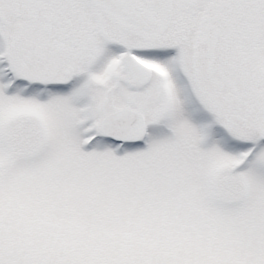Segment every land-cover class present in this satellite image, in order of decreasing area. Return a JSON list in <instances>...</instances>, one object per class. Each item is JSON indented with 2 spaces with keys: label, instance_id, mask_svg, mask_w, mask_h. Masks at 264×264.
<instances>
[{
  "label": "snow or ice",
  "instance_id": "1",
  "mask_svg": "<svg viewBox=\"0 0 264 264\" xmlns=\"http://www.w3.org/2000/svg\"><path fill=\"white\" fill-rule=\"evenodd\" d=\"M0 264H264V0H0Z\"/></svg>",
  "mask_w": 264,
  "mask_h": 264
}]
</instances>
